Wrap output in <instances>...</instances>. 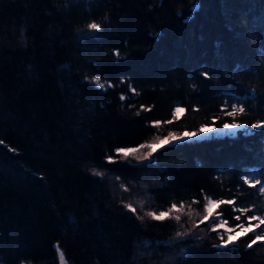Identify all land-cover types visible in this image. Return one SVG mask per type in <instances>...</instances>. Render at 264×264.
<instances>
[{"label":"trees","instance_id":"1","mask_svg":"<svg viewBox=\"0 0 264 264\" xmlns=\"http://www.w3.org/2000/svg\"><path fill=\"white\" fill-rule=\"evenodd\" d=\"M193 2L0 0V264H61L57 246L66 264H264V240L248 248L254 233L215 247L220 234L247 227L248 216L264 217V193L243 183L256 179L244 169L264 167V130L166 144L151 166L107 159L122 161L117 148L195 132L215 117L219 129L221 110L237 103L231 97L251 90L255 99L237 120L264 122V0H225L227 13L221 0H202L185 24ZM93 21L102 39L82 40ZM216 40L224 60L214 55ZM208 199L235 201L214 208L213 219L228 223L217 230L204 221L193 232L200 238L179 243L174 216L179 230L193 229ZM173 203L184 208L164 221L147 215Z\"/></svg>","mask_w":264,"mask_h":264},{"label":"snow or ice","instance_id":"2","mask_svg":"<svg viewBox=\"0 0 264 264\" xmlns=\"http://www.w3.org/2000/svg\"><path fill=\"white\" fill-rule=\"evenodd\" d=\"M221 7L222 10L227 13V9L225 7V0H221ZM203 10V3L202 0H194L192 6L189 9V14L183 18V23L188 24L191 23L195 17L197 12ZM178 16L183 17L182 12H177ZM87 31H85L81 35V39H95V40H101L102 39V24L97 23L95 21L90 22L87 24ZM225 27L229 31H233V25L229 21L226 23ZM149 37L156 40L157 42L160 41V39L163 37V32H149L148 33ZM200 39L202 40L203 37L201 36ZM125 46H127V43H125ZM214 49H215V57L218 60H224L225 59V53L222 51L223 49V43L220 40H216L214 42ZM115 55L118 59L122 58L120 56V52L118 50L115 51ZM259 59L264 62V46H262V50L259 52ZM241 70V65L237 63L235 65V71L239 72ZM201 76L207 77L208 79H211L209 76V73L207 71H203L200 73ZM99 89H106V84L101 82L100 77H94L92 81ZM123 82V81H122ZM111 86V85H108ZM193 88H195V85H193ZM131 91L133 93L136 92V89L134 87L131 88ZM232 99L236 100L237 103L235 104H228L225 106L224 109L221 110L219 116H222L224 118V122L221 123V126L219 129L215 127V119L219 117H215L213 121H211V126L209 124L202 125L198 131L195 132H185L183 134H177L174 132L169 133L166 137L160 138L157 137L156 139L152 140L151 142H145L142 144H139L136 147H123V148H117L115 150L117 156L122 158V161H117L114 159L112 155H109L107 157L108 161L110 163H117V162H123L128 164L129 166H139V167H145V166H151L153 163H155L154 160L151 158L153 157V153L158 150L157 145L164 146V141H167L168 145H173V146H180L183 142L185 141H191L194 137H199L202 134L207 133H216L217 135H222V136H227V137H232L236 138L238 137V134L243 135L244 137H251L254 135H258V133H254L252 129H258V130H264V122L261 120H257L256 123L248 125V124H242L239 123L237 118L241 114H245L246 108H245V102L249 99H255V91L251 90V95L248 96H232ZM123 99V97H121ZM182 111H184L183 108L177 107L175 109V114L178 116ZM175 119V117H174ZM230 120L231 122H227ZM159 123V122H157ZM168 123H171L169 121ZM242 129V133L240 130ZM262 143H264V138H262ZM4 141L0 140V144H3ZM247 147V146H246ZM10 151H15L14 149H10ZM134 158L136 164L132 163V159ZM144 161H149L148 165H144ZM93 174L96 176H103L104 172L92 169ZM246 174H251L256 176V179L253 181L251 179H243L244 184H249L253 188L258 187V191L264 193V179H261V177H264V167L262 168H251V169H244ZM117 179H119L117 177ZM235 201L233 200H212L208 199L207 204L205 206V214L203 215L202 219L199 221V223H195V228L193 229H184V230H179L180 227V221H181V215L177 214L174 216V220L177 222L176 226L178 227L177 232L175 233L174 239L178 240L179 243H186V240L184 238L186 237H193L194 239L200 238L198 233L196 236H193V232H195V229H198L200 224H203L204 221H211V224L213 227H215L217 230L223 225L227 224L228 221L224 220L222 221V224H218L216 219H213L214 216L217 214L214 212V208H219L220 205L223 204H234ZM141 206H143L141 204ZM127 208L130 209L133 213L137 211L135 207L131 203L127 204ZM184 208V205H180L178 208L175 203L171 205V208L168 211H160L159 214H157L155 211H149L147 215L151 217L155 221H164L166 218H169L171 213L173 211L179 213L181 209ZM240 213H247L249 212V209L247 207H240L238 209ZM187 216L191 218L192 212L189 211L187 213ZM139 219L143 220L144 217L140 216ZM241 217L239 215L235 216V220L239 221ZM247 227H245L244 224H238L237 228L240 231L244 232V235H248L249 233H254L255 234V239H252L251 242L248 244V248H252L253 245L257 243V241L264 240V234L256 232V229H259L262 224H264V217L261 216H256V215H250L247 217ZM252 221H256L255 224L252 223ZM264 232V230H262ZM228 235L227 238H225V235L220 234L219 235V240L220 244L215 245L216 248H227L229 245H233V233L236 234V239H240L239 233L236 231V229H229L228 230ZM57 250L58 246H57ZM182 255H187L188 253L184 250L181 251ZM60 259H64V254L63 252H60ZM183 264V262H182Z\"/></svg>","mask_w":264,"mask_h":264},{"label":"rangeland","instance_id":"3","mask_svg":"<svg viewBox=\"0 0 264 264\" xmlns=\"http://www.w3.org/2000/svg\"><path fill=\"white\" fill-rule=\"evenodd\" d=\"M183 112V111H182ZM181 112V113H182ZM180 113V114H181ZM212 136H219V137H222V135H217L216 133H207L206 132V134H202L201 136H199V137H194L191 141H196V140H202V139H208V138H211ZM167 144V141H164V145H166ZM161 147H163V146H161V145H157V149H160ZM223 226H225V224H223L222 225V227ZM239 233V236L241 237V236H244V232L243 231H239L238 232ZM237 239H236V235H233V241L235 242ZM60 252H61V250L59 249L58 250V256H59V259H60ZM60 262H61V264H66V261H65V258L63 259V260H61L60 259Z\"/></svg>","mask_w":264,"mask_h":264}]
</instances>
